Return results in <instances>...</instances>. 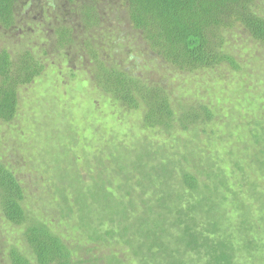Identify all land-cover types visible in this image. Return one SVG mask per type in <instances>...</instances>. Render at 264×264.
Wrapping results in <instances>:
<instances>
[{"label":"trees","instance_id":"16d2710c","mask_svg":"<svg viewBox=\"0 0 264 264\" xmlns=\"http://www.w3.org/2000/svg\"><path fill=\"white\" fill-rule=\"evenodd\" d=\"M39 2L0 0V28L6 33L23 32L21 36L28 37L32 35L28 28L39 25L35 34L47 48L39 47V55L28 49L16 54L0 50V120L4 124L14 122L17 116L19 89L42 75L44 62L52 53L69 62L83 63L88 71H81L89 72L92 88L124 112L141 111L144 130L171 136L177 126L182 134L196 132L213 115L207 106L174 100L170 77L221 65L235 71L237 61L226 50L232 35H249L264 47V14L256 8V0H52L44 9ZM44 19L49 20L43 23ZM130 38L136 41L135 46ZM141 42L142 48L138 47ZM130 47L140 49L139 57L146 59L145 64L153 62L162 78L137 75L138 66L131 65V59L137 57L130 56ZM262 127L258 124L259 131L253 138L260 147L255 151L264 159L259 141ZM71 141L75 143V139ZM107 144L122 150L127 147L113 138ZM138 145L127 147L135 150L134 157L114 168V173L126 172V188L131 189L130 181L137 178L128 176L129 172L148 179L146 185L138 181L143 193L136 202L122 196L115 202L112 193L104 192V186L112 184H104L100 176L86 188L77 185V177V184L66 178L55 186L45 181L55 188L49 187L62 203L60 212L68 218L76 216L87 240L103 245L109 241L121 243L137 264H238L240 250L252 251L255 243L250 239L246 212L239 210L243 218L236 230L231 232L229 225L225 227L223 206L230 191L213 158L197 150L194 158L186 139L183 157L176 155L179 160L154 156L146 151V145L137 151ZM98 152L92 156L96 167ZM261 167L264 172V161ZM100 168L97 170L102 173ZM99 189L105 195L104 201L99 199ZM25 194L14 169L0 160V211L9 224L25 225L24 240L35 264H74L72 250L58 234L46 223L28 220ZM104 224L108 227L100 232ZM224 230L233 238L224 236ZM109 259L105 260L108 264H123L116 257ZM33 260L17 248L9 251L10 264H34Z\"/></svg>","mask_w":264,"mask_h":264},{"label":"rangeland","instance_id":"374dc122","mask_svg":"<svg viewBox=\"0 0 264 264\" xmlns=\"http://www.w3.org/2000/svg\"><path fill=\"white\" fill-rule=\"evenodd\" d=\"M51 1L40 0L39 4L44 9ZM256 3V8L263 15L264 0H256ZM36 17L41 19L39 15ZM31 27L28 29L32 35L28 37L25 34L21 36L23 32L6 33L0 28V50L5 48L16 54L28 49L38 55L39 47L43 46L46 50V45L35 34L39 25ZM129 40L135 46L136 41L132 38ZM142 44L139 43L138 47L142 48ZM139 50L130 47L133 53L130 56L137 57L131 59V65L138 66L135 73L140 77L152 75L161 79V71L153 62L145 64L143 61L146 59L139 57ZM226 50L237 61L235 71L221 65L183 77H170L174 100L207 106L213 115L212 120L197 127L196 132L182 134L177 126L171 136L144 130L141 111L124 112L104 93L92 88L89 72L81 71L86 69L83 63L69 62L59 54H48L42 75L31 85L19 89V107L14 122L4 124L0 120V160L10 164L25 190L24 209L28 220L46 223L58 234L72 250L74 264H108L105 260L109 257H116L123 264L137 263L121 243L109 241L103 245L87 240L76 216L68 218L60 212L62 203L49 187L55 188L45 181L55 186L56 182L64 183L66 179L75 182L74 178L77 177L80 182L75 183L80 188H86L100 176L104 184H112L109 187L106 184L104 192L112 193L115 202L116 198L121 199L120 196L128 197L126 200L135 199L136 202L143 193L138 181L146 185L148 179L145 180L144 175L141 179L140 174L127 173L128 176L133 174V177H137L130 181V189L124 187V184L128 185V182H124L126 172L123 175L114 173L119 163L124 164V161L134 157L135 150L127 147L140 142L137 151L143 150L141 147L146 145V151L153 152V155L156 154L154 156L176 160V155L179 154L181 159L185 153V139L190 141L194 158H197L194 150L213 158L228 181L230 194H227L223 206L225 227L229 225L227 228L231 232L237 229L243 218L239 216V210L246 212L243 214L249 218L250 239L255 247L249 253L240 250L236 262L264 264V172L261 167L264 159L255 151L260 147L253 138L254 133L259 131L258 124L264 128V47L249 35L236 34L230 36ZM261 133L259 141L264 147V130ZM112 138L125 143L127 147H123L124 151L107 144ZM73 139L75 143L70 142ZM97 151L99 158L96 161L102 173L97 170L92 158ZM168 171L169 168L162 173ZM98 196L104 201L102 189H99ZM103 226L99 228L100 232L108 227L106 224ZM24 232L25 225L18 227L9 224L0 211V264H10L9 251L12 247L33 260L24 240ZM224 232V236L233 238L231 232Z\"/></svg>","mask_w":264,"mask_h":264}]
</instances>
